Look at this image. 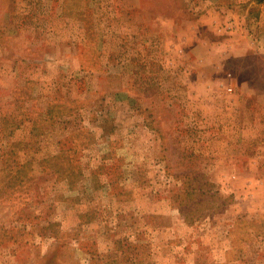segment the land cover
<instances>
[{"label":"rangeland","instance_id":"rangeland-1","mask_svg":"<svg viewBox=\"0 0 264 264\" xmlns=\"http://www.w3.org/2000/svg\"><path fill=\"white\" fill-rule=\"evenodd\" d=\"M0 264H264V0H0Z\"/></svg>","mask_w":264,"mask_h":264},{"label":"built area","instance_id":"built-area-1","mask_svg":"<svg viewBox=\"0 0 264 264\" xmlns=\"http://www.w3.org/2000/svg\"><path fill=\"white\" fill-rule=\"evenodd\" d=\"M232 91V90H231Z\"/></svg>","mask_w":264,"mask_h":264}]
</instances>
